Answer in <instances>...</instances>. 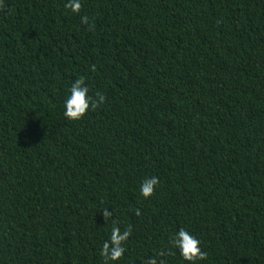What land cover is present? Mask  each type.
<instances>
[{"label": "trees", "instance_id": "trees-1", "mask_svg": "<svg viewBox=\"0 0 264 264\" xmlns=\"http://www.w3.org/2000/svg\"><path fill=\"white\" fill-rule=\"evenodd\" d=\"M66 2L0 6V264H104L113 226L114 264H186L181 228L197 264H264V0Z\"/></svg>", "mask_w": 264, "mask_h": 264}, {"label": "clouds", "instance_id": "clouds-1", "mask_svg": "<svg viewBox=\"0 0 264 264\" xmlns=\"http://www.w3.org/2000/svg\"><path fill=\"white\" fill-rule=\"evenodd\" d=\"M2 5L3 0H0V6ZM65 7L71 9L74 13H78L81 8L80 0H67ZM81 22L87 23L88 18L82 17ZM99 99L102 101L103 97ZM62 107L64 117L72 121L81 119L90 108L97 107V102L89 95V88L85 84L84 78H78L71 83ZM158 183L156 176L146 178L140 185V194L147 198L153 193L154 187ZM102 215L106 221L111 216V213L104 209L102 210ZM130 234V228L123 231L118 226L111 228L110 237L104 242L100 250V255L104 258V264H110V262L114 264V262L120 260L126 251L124 243ZM170 242L186 264H197L198 261H204L207 258L206 253L200 247V241L190 231L181 228L174 234ZM164 255L163 251L157 253L156 257L147 260V264H165L164 260L158 259V257Z\"/></svg>", "mask_w": 264, "mask_h": 264}]
</instances>
